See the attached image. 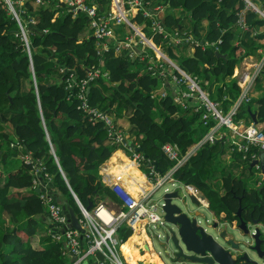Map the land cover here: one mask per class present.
Segmentation results:
<instances>
[{"label":"trees","instance_id":"trees-1","mask_svg":"<svg viewBox=\"0 0 264 264\" xmlns=\"http://www.w3.org/2000/svg\"><path fill=\"white\" fill-rule=\"evenodd\" d=\"M145 1L163 4L161 22L166 34L177 33L184 39L175 43L152 33L157 46L180 68L196 75L201 87L227 111L240 92L237 80L227 77L243 57L261 55L258 49L264 48V18L246 9L245 27H241L238 20L244 7L242 0ZM25 6L33 9L38 19L28 24L31 59L15 35L17 24L0 4V166L13 163L19 151L20 156H31L28 161L21 157L17 168L6 172L0 169V264H70L64 234L49 227L51 221L41 197L43 189L49 190L58 203L66 202L78 217L82 213L71 190L89 209L96 196L119 204L115 191L95 171L122 143L109 135L103 120L95 119L80 107L79 93L86 95L89 107H96L111 118L122 117L119 107L132 106V114L126 120L135 129V137L127 145L141 146L145 161L160 174L174 163L161 151L164 142L175 145L182 155L214 121L204 124L202 108L196 111L192 104L185 102L183 106L176 101L177 85L172 83L171 76L179 73L167 61L157 58L150 46L136 43L122 47L117 54L116 42L111 41L109 49L99 51L96 38L83 34L88 22L83 14L73 17L64 9L51 20L55 9L50 2L40 6L34 0H25ZM136 17L140 20L141 16ZM236 40L238 44H234ZM216 51L227 56H217ZM99 66L106 73L96 76L82 90L81 80L87 78L88 69ZM161 69L165 74L159 73ZM261 80L264 63L249 91L250 100L238 106L235 119L249 123L251 113L255 112L257 122H264ZM159 85L164 95L156 98L153 94ZM255 86L260 93L256 96ZM225 147V139L201 144L173 175L199 188L214 213L223 211L228 220H233L242 205L243 220L258 218L264 224V185L247 190L244 181L224 169L214 174V163H222ZM260 151L251 147L244 153H234L245 156L246 163H250L253 154L260 157ZM38 163H42L41 168L35 171ZM134 167L131 163L127 170L142 177ZM218 175L224 193L211 184ZM35 179L39 192L33 184ZM3 213L10 218L8 229ZM39 222L50 233L38 235L33 242L30 237L36 234ZM130 234L131 228L124 223L117 228L120 243L126 242ZM82 242L84 248V237ZM130 246L131 239L122 247L128 255ZM136 256L128 260L136 264Z\"/></svg>","mask_w":264,"mask_h":264},{"label":"built area","instance_id":"built-area-1","mask_svg":"<svg viewBox=\"0 0 264 264\" xmlns=\"http://www.w3.org/2000/svg\"><path fill=\"white\" fill-rule=\"evenodd\" d=\"M5 9L11 14L12 20L17 24L18 30H15V35L25 46V49L31 59V31L28 28V24H34L37 21V14L30 9L27 12L25 6V0L20 4V0H1ZM38 5L45 2L53 4L55 11L65 9L70 12L73 17L78 14H83L88 19V26L92 29V36L96 38V46L99 51L110 48V42H116V53L121 52L122 47H131L133 44H146L150 46L156 53L157 58H162L167 61L173 68H175L178 74L171 76L173 84L177 85L179 100L183 106L186 103L193 105L194 110L202 108L201 118L203 123L213 120L214 122L208 127L204 135L189 147L184 154H180L175 145L170 142H164L161 145V151L163 154L174 161V166L171 170L165 174H160L154 170L153 166L149 162L145 161L141 151H135L133 146L127 145V138L124 132L114 120L104 112H101L96 107H89L86 101V95L82 92L78 94V97L82 100L80 107L90 113L95 119H101L105 122V125L109 129V135H111L115 141L122 143L124 147H127L137 161V165L145 166V175L152 183V188L145 190L140 186V190L137 193H133L128 187L123 186L117 181L113 180L110 176L102 175V182L105 185L111 187L118 197L119 207L112 209L108 206L106 201L97 200L92 208H85L80 203L75 193L71 190L75 197L78 206L81 210L82 216L79 217V223L84 228L81 233L79 230L69 226L67 217L62 209L60 203L55 201L50 195V191L46 188L43 189L41 197L46 203V210L49 214V220L55 225L57 229L64 228V243L71 256H75L74 260L70 264H80L84 259H96V264H125L121 254L119 252V237L117 235V228L121 224H126L131 229L135 228L142 220L145 221L146 227L151 223L160 225L163 222L162 213L159 214L161 202L159 199H154V189L163 185L167 181L174 180L173 170L183 164L187 158L195 153L197 148L207 142L213 143L218 138L224 136L229 148L231 150L244 153L251 149V147H257L264 150V128H261L258 122H254L252 119L249 123L235 119L238 106L242 102L250 100L249 91L255 82V78L263 70L264 59L260 62L253 63L251 65L244 66L246 72L243 73L237 83L240 87V92L237 96L236 102L233 106L223 111L219 106V103L210 97L209 93L201 87L199 84V78L196 75H191L182 68H180L160 47L155 43L153 36L163 35L168 39L173 40L175 43H179L184 40L178 36L177 33L166 34L161 19L165 12V8L161 3H150L145 0H34ZM244 2L243 9L239 12L238 23L241 27L244 25V12L246 9H251L264 18V2L259 0H242ZM140 15V20H137V15ZM119 27H122L123 32L120 33L118 38H114V34L117 33ZM147 31L151 32L148 35ZM155 33V34H152ZM189 38V37H188ZM234 44H238L236 40ZM133 47V46H132ZM218 48V46L216 45ZM101 65L102 62H101ZM103 66L96 67L95 69H88L86 76L81 80V89L84 90L89 81H92L96 76L105 74ZM160 74H165V71L161 69ZM159 87V86H158ZM157 87V89H158ZM154 97L160 98L164 95V90H157ZM180 93V94H179ZM186 102V103H185ZM126 138V139H125ZM141 152V153H140ZM26 161L30 160L31 156L25 154L21 156ZM245 157V156H244ZM258 158L253 154L249 161ZM42 163H38L35 171L40 170ZM38 181H34L37 184ZM180 184V182H178ZM188 193L195 196L200 205L209 208V201L202 191L192 184L181 183ZM85 238V247L83 248V242L80 243V235ZM60 238V235H56ZM100 252L101 259L96 258V253ZM91 257V258H90Z\"/></svg>","mask_w":264,"mask_h":264},{"label":"water","instance_id":"water-1","mask_svg":"<svg viewBox=\"0 0 264 264\" xmlns=\"http://www.w3.org/2000/svg\"><path fill=\"white\" fill-rule=\"evenodd\" d=\"M216 55L227 56L219 51H216ZM251 118L257 122L255 112L251 113ZM134 150L142 152L143 148L135 146ZM259 154L260 157L252 159L250 164H260L259 177L261 178L264 176V150H261ZM262 183L264 185V179ZM36 191H40L39 187H36ZM186 193L190 197L189 203L200 205L195 196ZM159 200L163 217V222L160 224L162 233L157 232L154 235L151 231L147 232V235L150 248L159 256L162 264H167L163 259L164 256L169 258L170 264H264V237L260 229V226H263L258 218H252L250 221L243 220L242 205H239L235 212L236 224L225 220L219 214L216 215V220L213 219L212 222V226L218 231L215 236L206 230L205 225L199 223L197 216L200 211L189 208L188 200L180 188L173 187L163 191ZM61 205L69 226L82 233L84 228L79 223V217L73 208L66 202H62ZM48 224L52 230L57 229L53 223L48 222ZM58 230L61 233L64 232V228ZM80 243H82V234ZM156 243L159 247L157 250L154 249ZM74 258L75 256H71L70 261ZM96 258H102L100 252L96 253ZM80 264H96V259H84Z\"/></svg>","mask_w":264,"mask_h":264},{"label":"crops","instance_id":"crops-1","mask_svg":"<svg viewBox=\"0 0 264 264\" xmlns=\"http://www.w3.org/2000/svg\"><path fill=\"white\" fill-rule=\"evenodd\" d=\"M100 1H105V0H100ZM23 2H24V0H20V4H22ZM0 4L4 8V10L7 12V14L10 15V17H11V14L8 13V11L5 9V6L3 5L1 0H0ZM43 4H40V6H42ZM63 10L64 9H62V10L57 9V11L54 12L51 20H55L58 17V14ZM27 12H29L28 9H27ZM36 14L37 13H35V15ZM37 21H38V19H37ZM118 31L123 32L122 27H119ZM83 34L92 36V29L89 28L88 24H87V28L83 32ZM262 41H263V39H261V42ZM143 45H146V44H143ZM258 52L261 53L260 48L258 49ZM259 56H260V54L259 55L251 54V55L245 56L246 59L244 61L245 62L244 64L246 66H249L251 63L250 61H252L253 63L257 62L258 61L257 57H259ZM242 67H243V62L239 63V68H242ZM252 68H253V66H251V69ZM257 77L255 78V81H256ZM261 84H262V86L264 85V80H261ZM160 86L158 87L157 90H163V87H160ZM177 89L178 88L174 89L175 90V97L178 93ZM132 111H133L132 106H130V105L124 106V109L121 111L122 117L115 116L113 118L114 122L124 132L125 137L127 136L126 137L127 139L132 138L133 135H135V131L131 128L132 127L131 124L126 120L127 117L132 114ZM157 119H159V118L157 117ZM258 124L261 128H264V122L258 123ZM234 152H238V151L231 150L229 148V146L227 148L225 147V149L221 153L222 163H214L215 164L214 169H213L214 174H218V171H221V169H224L225 173H230L235 179H240V180L244 181L247 190L255 188L257 185H260L261 179L259 180V178L257 176L252 175V173L256 167L250 164L251 161H248L250 163H246L243 156L240 157V156L236 155ZM117 153H119V154H117ZM20 158H21V156H20ZM131 163L136 166L134 168L137 169L141 173L142 177L140 175H136L135 173H134L135 174L134 175L131 171L127 170V168L131 165ZM19 164L20 163H11V164L6 163V164L2 165V167L4 168V166H6L8 170H11V169L17 168L19 166ZM220 166L222 167L221 169H219ZM244 168H246V171L244 170ZM95 173L100 178H102V175H104V174L110 176L113 180L117 181L118 183L122 184L123 186L128 187V189H130L133 193L138 192V190L134 191L133 188H135V187L139 188L140 186H142V187H144L145 190H149L152 188V183L148 180L147 176L145 175V169H143L142 166L137 165V161L135 160L134 156L132 155V152L127 147H124L122 144L120 146H118L117 148H115L111 152V155L106 160H104L103 163H101L97 167ZM247 176H250V178L246 179ZM134 177H136L138 179H136ZM252 177L256 178V180H257L255 182V184L251 183L250 179H252ZM262 178H264V176ZM37 184H39V182ZM211 184L220 193L225 192L219 175L215 176V179L211 180ZM97 200H102V198L99 196H96L95 202ZM103 200L106 201L108 206L111 207L112 209H117L119 207V204H116L113 201L108 200L107 198H104ZM220 215H221V217L225 218V214L223 211H220ZM231 222L233 224L237 223L236 220H232ZM137 226L138 227L131 229V234L126 238L129 240L134 235L136 236L132 240L130 254L128 255L127 251L123 250V248L119 249V252L121 254V257H122L124 263L125 264H132L131 261L128 260V256H129V259H131L133 256L137 255L134 259L136 264H162L159 256L156 253H154V251L150 248V241H149V237L147 235L148 231L146 229L145 221L142 220ZM42 228H44L43 224H40V223H38L35 227L36 230H41ZM126 239H125V241H126ZM121 244L122 243H120L119 248H120ZM123 245H122V247H123Z\"/></svg>","mask_w":264,"mask_h":264},{"label":"rangeland","instance_id":"rangeland-1","mask_svg":"<svg viewBox=\"0 0 264 264\" xmlns=\"http://www.w3.org/2000/svg\"><path fill=\"white\" fill-rule=\"evenodd\" d=\"M120 31H118L117 30V33H115L114 34V38H118L119 37V35H120ZM264 43V42H263ZM260 52L262 53L259 57H257V62H260L262 59H264V48L263 49H260ZM245 59H246V57H244V58H242V60L239 62V63H241V62H243V67L242 68H239V63H237L236 64V66L234 67V69H233V72L230 74V76H228L227 78H230V77H234L236 80H238L239 81V79H240V77H242V75H243V73L244 72H246V69L247 68H249L250 69V67L253 65V62L252 61H250L251 63H250V67H247V68H245L244 66H246L244 63V61H245ZM160 86V85H159ZM160 87H162V86H160ZM255 90L256 91H258L256 94H254L255 96L256 95H258V94H260L259 93V87L258 86H255ZM176 99L177 100H179L180 98H179V96L178 95H176ZM237 99V98H236ZM236 99L234 100V102H233V104L236 102ZM189 103H191V101L189 100ZM233 104L230 106V108L233 106ZM229 108V109H230ZM124 109V106H122V107H119V110L120 111H122ZM228 109V110H229ZM111 115V114H110ZM112 116V118H114L115 116H113V115H111ZM237 120H240V119H237ZM242 120V119H241ZM251 121V120H250ZM134 131H135V129L134 128H132ZM127 137V136H126ZM135 137V135H133V137L132 138H134ZM132 138H129L128 140H127V142L128 141H130ZM126 139V138H125ZM222 139V141H224V139H225V137L224 136H222V137H220V138H218L217 139V141H219V140H221ZM227 145L229 146V143H227ZM120 146V145H119ZM138 146V145H137ZM134 147L135 146H133V149H134ZM135 151H137V150H135ZM20 153H21V151H19ZM20 153H18L14 158H13V163H20ZM7 161H9V158H7ZM6 161V162H7ZM11 164V163H10ZM222 167L220 166L219 167V169H221ZM0 169H1V171H3V172H6L8 169H7V167L6 166H4V168L3 167H0ZM244 170L246 171V168H244ZM258 174L259 173H257V170H254L253 171V173H252V175L253 176H257L258 177ZM250 178V176H247V178L246 179H249ZM251 180V183L252 184H255V182L257 181L256 180V178H253L252 177V179H250ZM260 180V179H259ZM261 184L260 185H257L255 188H261ZM173 187H178V188H180L181 189V191L185 194V197L187 198V200H188V203H189V200H190V197H189V195L186 193V190L183 188V187H180L179 186V183H178V178L177 177H175L174 176V180H172V181H167V182H165V183H163V185H160V186H158L156 189H154V194H153V198L154 199H159V197H160V195H161V193L164 191V188L165 189H171V188H173ZM189 208H193V209H198L199 211H200V213L198 214V216H197V219H199V223H201L202 225H205L206 226V230L208 231V232H210V233H212L213 235H215L216 236V232H218L217 231V229H216V227H214V226H212V222H213V219H215L216 220V215H217V213H214L210 208H206L205 206H203V205H198V206H196V204L195 203H189ZM158 213L159 214H161V210H158ZM4 214V217L5 218H3V220H4V225H5V228H7L8 229V225H9V216L7 215V214H5V213H3ZM215 216V217H214ZM207 219V220H206ZM261 222V221H260ZM40 224H43L42 222H39ZM261 224H262V226L264 227V224L261 222ZM210 226V227H209ZM43 227L44 228H42L41 230H37L36 231V234L35 235H32L31 237H30V239L34 242V241H36V239H37V237H38V235H47V234H49L50 232H49V230H47V228H46V226H45V224H43ZM263 227H261L260 226V229H261V235L264 237V228ZM146 229H147V231L148 232H151V231H153V234L155 235L157 232H159V233H162V227H161V225L159 226V227H157L156 226V223H151L150 225H148L147 227H146ZM159 247L157 246V243L155 244V246H154V249L155 250H157ZM161 248H163V247H161ZM91 258V257H90ZM163 259L165 260V262L167 263V264H170V260H169V258H167L166 256H164L163 257Z\"/></svg>","mask_w":264,"mask_h":264},{"label":"clouds","instance_id":"clouds-1","mask_svg":"<svg viewBox=\"0 0 264 264\" xmlns=\"http://www.w3.org/2000/svg\"><path fill=\"white\" fill-rule=\"evenodd\" d=\"M174 164H175V163L172 164V167H171L169 170H171V169L173 168ZM150 165H152V164H150ZM181 165H182V164H181ZM181 165H180V166H181ZM141 166H142L143 169H145V166H144V165L141 164ZM152 166H153V165H152ZM180 166H178L177 168H179ZM253 166L256 167L255 170H257V173H260V172H261V171H260V164H259V163H254ZM0 167H2V166H0ZM153 168H154V167H153ZM177 168H176V169H177ZM176 169L173 170V173H174V171H175ZM145 170H146V169H145ZM169 170H167V171H169ZM167 171H166L165 173H167ZM165 173H162V174H165ZM173 173H172V174H173ZM173 176H174V175H173ZM262 177H263V176H261V178H260V177H259V174H258V178L261 179V185H263V183H262V179H264V178H262ZM100 179H101V178H100ZM36 180H37V179H35L34 181H36ZM101 181H102V180H101ZM178 182H180L179 186L183 187L181 183H184V182H182V181L179 180V179H178ZM187 184H188V183H187ZM38 185H39V184H34V186L39 187ZM107 186H108V185H107ZM183 188H184V187H183ZM171 189H172V188H171ZM184 189H185V188H184ZM165 190H167V189L164 188V191H165ZM185 190H186V189H185ZM186 192H187V190H186ZM159 201H160V200H159ZM160 202H161V201H160ZM61 206H62V205H61ZM209 208H210V207H209ZM217 214L220 215V212H218ZM224 214H225V213H224ZM220 216H221V215H220ZM223 218H224V217H223ZM225 218H226V216H225ZM225 218H224V219H225ZM225 220H227V221H229V222L232 221V220H228L227 218H226ZM233 220H236V222H237V218H235V219H233ZM51 223H52V222H51ZM53 225H54V224H53ZM54 226H55V225H54ZM89 260H92V259H89ZM70 262H71V261H70Z\"/></svg>","mask_w":264,"mask_h":264},{"label":"bare ground","instance_id":"bare-ground-1","mask_svg":"<svg viewBox=\"0 0 264 264\" xmlns=\"http://www.w3.org/2000/svg\"><path fill=\"white\" fill-rule=\"evenodd\" d=\"M137 190H140V187H139V188L135 187V191H137ZM142 225H143V224H142ZM135 227H138V226L135 225ZM140 230H141V229H140ZM134 237H136V236L134 235V236L131 238V245H132V240H133ZM124 243H125V242L123 241L119 249H122V245H123ZM130 250H131V246H130ZM129 254H130V253H129ZM128 259H129V256H128Z\"/></svg>","mask_w":264,"mask_h":264}]
</instances>
